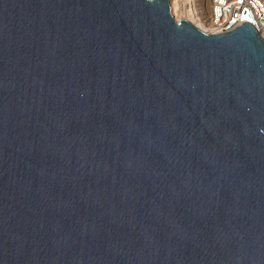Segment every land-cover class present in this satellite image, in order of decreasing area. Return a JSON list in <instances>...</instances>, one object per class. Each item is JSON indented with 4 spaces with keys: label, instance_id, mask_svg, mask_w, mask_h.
Returning a JSON list of instances; mask_svg holds the SVG:
<instances>
[{
    "label": "water",
    "instance_id": "obj_1",
    "mask_svg": "<svg viewBox=\"0 0 264 264\" xmlns=\"http://www.w3.org/2000/svg\"><path fill=\"white\" fill-rule=\"evenodd\" d=\"M170 0H0V264H264V42Z\"/></svg>",
    "mask_w": 264,
    "mask_h": 264
},
{
    "label": "built area",
    "instance_id": "obj_2",
    "mask_svg": "<svg viewBox=\"0 0 264 264\" xmlns=\"http://www.w3.org/2000/svg\"><path fill=\"white\" fill-rule=\"evenodd\" d=\"M173 1L170 0V7ZM180 2L187 10L199 8L194 0ZM170 13L172 15L171 10ZM203 16L207 29L213 34L231 32L246 23L256 30L264 42V0H208V11Z\"/></svg>",
    "mask_w": 264,
    "mask_h": 264
},
{
    "label": "bare ground",
    "instance_id": "obj_3",
    "mask_svg": "<svg viewBox=\"0 0 264 264\" xmlns=\"http://www.w3.org/2000/svg\"><path fill=\"white\" fill-rule=\"evenodd\" d=\"M198 6V10H196L195 8L187 10L184 9L183 4L180 2V0H174L171 3L170 10L172 11V17L177 23H179L180 21H186L193 25V27L206 34H213V32L207 29L205 24V18L203 16V14H205L204 5L199 1Z\"/></svg>",
    "mask_w": 264,
    "mask_h": 264
},
{
    "label": "rangeland",
    "instance_id": "obj_4",
    "mask_svg": "<svg viewBox=\"0 0 264 264\" xmlns=\"http://www.w3.org/2000/svg\"><path fill=\"white\" fill-rule=\"evenodd\" d=\"M195 3H199V1L204 5L205 11H208V0H194Z\"/></svg>",
    "mask_w": 264,
    "mask_h": 264
}]
</instances>
